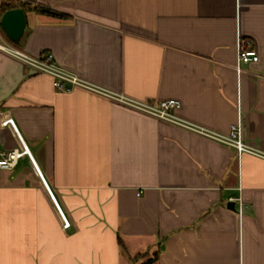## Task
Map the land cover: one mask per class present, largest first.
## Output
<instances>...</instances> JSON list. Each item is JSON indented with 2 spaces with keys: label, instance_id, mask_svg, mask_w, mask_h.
I'll use <instances>...</instances> for the list:
<instances>
[{
  "label": "crops",
  "instance_id": "obj_1",
  "mask_svg": "<svg viewBox=\"0 0 264 264\" xmlns=\"http://www.w3.org/2000/svg\"><path fill=\"white\" fill-rule=\"evenodd\" d=\"M8 1L27 16L11 46L112 93L178 99V116L222 134L241 119L264 152V0ZM239 38L259 55L240 72ZM25 145L0 170V264H264V157L58 91L0 48V151Z\"/></svg>",
  "mask_w": 264,
  "mask_h": 264
},
{
  "label": "built area",
  "instance_id": "obj_2",
  "mask_svg": "<svg viewBox=\"0 0 264 264\" xmlns=\"http://www.w3.org/2000/svg\"><path fill=\"white\" fill-rule=\"evenodd\" d=\"M0 48L6 50L11 55L23 61L36 72L50 75L53 78V86L58 91H70L73 87H84L94 91L103 92L137 110L151 114L161 119L168 120L210 138L216 139L236 149L239 155L243 152H248L264 157V152L261 149H259L254 144L244 140L242 132L243 122L241 119L231 126V130L228 134H222L212 129L192 123L178 116L175 111L182 107V103L178 99L170 98L160 100L156 103H151L130 98L123 94L112 93L79 76L75 72L64 68L56 61L54 54L51 52L46 53L42 56H33L11 46L7 41H5L4 43H0ZM258 60L259 55L256 49L253 47L252 41L250 39L239 38L237 41V70L240 72L242 70V64L244 63ZM9 122L13 125L15 124L12 118L9 119ZM25 147V149L15 147L7 151H0V170L13 169L17 165L20 157L28 151L26 145ZM239 212L240 214L242 213V208H240Z\"/></svg>",
  "mask_w": 264,
  "mask_h": 264
},
{
  "label": "water",
  "instance_id": "obj_3",
  "mask_svg": "<svg viewBox=\"0 0 264 264\" xmlns=\"http://www.w3.org/2000/svg\"><path fill=\"white\" fill-rule=\"evenodd\" d=\"M0 24L10 40L17 42L23 36L27 26V16L23 7H14L3 12ZM228 207L235 208V202L230 201Z\"/></svg>",
  "mask_w": 264,
  "mask_h": 264
},
{
  "label": "trees",
  "instance_id": "obj_4",
  "mask_svg": "<svg viewBox=\"0 0 264 264\" xmlns=\"http://www.w3.org/2000/svg\"><path fill=\"white\" fill-rule=\"evenodd\" d=\"M20 6H25V2L23 3H19ZM17 7V4L15 2L12 1H8V0H4L0 2V11L1 12H5L6 10L10 9V8H14ZM35 9H37L39 12L41 13H45L54 17H58V18H69V15L66 13H62L59 11H56L50 7L47 6H35Z\"/></svg>",
  "mask_w": 264,
  "mask_h": 264
},
{
  "label": "rangeland",
  "instance_id": "obj_5",
  "mask_svg": "<svg viewBox=\"0 0 264 264\" xmlns=\"http://www.w3.org/2000/svg\"><path fill=\"white\" fill-rule=\"evenodd\" d=\"M0 15H1V11H0ZM0 21H1V16H0ZM5 41H7L6 40V34H5L2 26L0 25V43H4Z\"/></svg>",
  "mask_w": 264,
  "mask_h": 264
}]
</instances>
